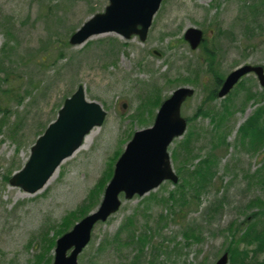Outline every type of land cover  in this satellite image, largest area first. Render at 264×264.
Here are the masks:
<instances>
[{"label": "rangeland", "instance_id": "rangeland-1", "mask_svg": "<svg viewBox=\"0 0 264 264\" xmlns=\"http://www.w3.org/2000/svg\"><path fill=\"white\" fill-rule=\"evenodd\" d=\"M109 3L0 0V264L53 261L49 245L64 223L92 200L136 130L154 124L158 109L143 107L146 100L158 94L164 101L185 86L195 88L182 105V115L192 121L170 146L172 156L190 130L202 140V157L215 143L211 118L198 112L205 98L212 112L234 106L222 127L228 140L217 149L215 178L197 199L185 188L197 159L190 169L172 160L179 182L165 181L144 196L121 195V207L96 225L79 264H215L226 252L231 258L232 247L242 255L229 262L264 264V145L243 146L238 133L264 106V88L250 74L227 98L207 99L215 79L245 64L264 67V0H164L145 41L110 32L72 46V34ZM192 27L205 32L198 50L183 38ZM79 85L88 101L107 111L104 123L38 193L12 186L9 177L26 165L32 146ZM129 220L136 227L121 231ZM253 231L252 239L242 238ZM130 232L146 245L127 244Z\"/></svg>", "mask_w": 264, "mask_h": 264}, {"label": "water", "instance_id": "water-1", "mask_svg": "<svg viewBox=\"0 0 264 264\" xmlns=\"http://www.w3.org/2000/svg\"><path fill=\"white\" fill-rule=\"evenodd\" d=\"M163 1L110 0L106 12L88 20L70 38V44L81 45L93 36L110 32L123 35L128 40L138 35L143 42ZM184 39L196 50L204 41V33L192 27L187 29ZM250 73L257 74L264 87V68L246 64L234 69L217 95L224 98L241 78ZM194 94L192 87H179L160 106L155 124L136 131L115 164L113 179L105 188L100 207L57 240L53 264H78V256L91 241L96 224L107 221L122 205L119 199L122 193L130 199L136 194L143 196L149 193L166 180L178 183L179 177L174 172L168 148L174 139L181 138L187 131V119L181 115V106ZM58 113V118L49 124L32 147L26 166L9 180L12 186L37 193L49 182L60 163L81 148L92 129L102 126L107 115L101 104L86 99L83 86H79L77 92L65 100ZM228 257L225 253L217 264H228Z\"/></svg>", "mask_w": 264, "mask_h": 264}, {"label": "trees", "instance_id": "trees-1", "mask_svg": "<svg viewBox=\"0 0 264 264\" xmlns=\"http://www.w3.org/2000/svg\"><path fill=\"white\" fill-rule=\"evenodd\" d=\"M206 43V42H205ZM204 43V45H205ZM207 56H211L210 53L207 54ZM209 62V66H211V69L214 70V63ZM213 78L215 74L212 75ZM221 78L215 79L217 85H213L209 90L207 94V99L210 101H213L217 98V91L219 86L221 85ZM157 93V92H156ZM155 100L151 101V99H147L146 102L143 104V107H146L147 105H152L154 109H157V107L161 104L162 98L157 94V96L153 97ZM210 107L207 106V100L205 98V103L202 105V109H199V114L202 117L211 118V123H213V130L210 133V137L212 140H214V144L211 147V150L207 152L204 157L201 156V154L198 152V145L202 142L201 138L197 137V133L195 131H189L188 135L185 137L183 142H181L180 149L175 150L173 152V161L176 164H181L183 166H187L189 169L191 168L190 162H194V159H197L196 164H194V170L190 173L191 175L186 180V187L190 188L193 192V196L197 199L201 198V195L204 194L205 190L209 187V183L215 178L214 169L215 166L218 164L217 162V149L220 148V146L227 143V133L223 130V125L225 124L226 120L228 119L225 117L227 114H229L234 106L232 103H227L226 107L221 113H217L215 111L208 110ZM155 114V110L153 112V115ZM192 119L189 120L191 123ZM19 129V127L16 128V130ZM239 139L243 146H246L253 150H258L259 146L262 147L264 145V106L258 108V110L250 117L245 124H242L239 127ZM118 157V153L115 154L114 160ZM112 175V171L108 173V175L105 176L104 182L100 185L98 188V191L94 193V197L91 201L88 200L87 203H84L83 206L79 208V210L73 214V217L68 219V221L65 224L66 228H64L62 231H59L56 236H60L63 234V232L67 231L73 226V223L80 218L84 217V215H87L90 213V211L97 205L99 202V198L104 190L106 182L110 179V176ZM264 180V178H263ZM262 180V182H263ZM186 194V193H185ZM185 194L182 195V205L186 203L187 199L185 197ZM218 206V205H217ZM218 210L215 212H218L221 210V207L218 206ZM129 227H136L135 221L129 220L127 223L122 227L121 231L124 229H129ZM255 235V231H253L251 234L247 235L246 237H242L246 240L252 239ZM136 237L134 235V232H130V236H128L127 244H130L131 242L133 244H138L140 247H144L146 245V239L144 237L138 238L135 241ZM260 244H263V238L258 237ZM55 243V239L50 243L49 247L52 249ZM263 246H259V249H261ZM230 251V250H229ZM231 258L235 254L236 256H241L242 254L239 252V250L232 247L231 251ZM246 258L243 257V260ZM138 260H140L138 258ZM51 260L49 263L50 264ZM233 264V262H231Z\"/></svg>", "mask_w": 264, "mask_h": 264}, {"label": "bare ground", "instance_id": "bare-ground-1", "mask_svg": "<svg viewBox=\"0 0 264 264\" xmlns=\"http://www.w3.org/2000/svg\"><path fill=\"white\" fill-rule=\"evenodd\" d=\"M91 136H92V133L86 137V139H85V141H84V144H83V146L81 147V149H83V148L85 147V143L88 141V139H89ZM81 149H79L78 152H80ZM50 180H51V179H50ZM50 182H51V181H50Z\"/></svg>", "mask_w": 264, "mask_h": 264}]
</instances>
